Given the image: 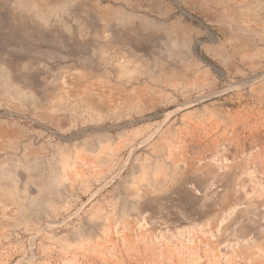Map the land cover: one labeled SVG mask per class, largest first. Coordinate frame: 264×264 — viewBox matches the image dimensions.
Wrapping results in <instances>:
<instances>
[{"label": "rangeland", "instance_id": "obj_1", "mask_svg": "<svg viewBox=\"0 0 264 264\" xmlns=\"http://www.w3.org/2000/svg\"><path fill=\"white\" fill-rule=\"evenodd\" d=\"M58 239L264 264V0H0V264Z\"/></svg>", "mask_w": 264, "mask_h": 264}, {"label": "crops", "instance_id": "obj_2", "mask_svg": "<svg viewBox=\"0 0 264 264\" xmlns=\"http://www.w3.org/2000/svg\"><path fill=\"white\" fill-rule=\"evenodd\" d=\"M168 131H175V133H187V131H190V129L185 127H170L165 132L164 135H168L170 132ZM165 147V144H159L157 145ZM189 187L190 184H187L186 182L183 184H176L174 186V189L172 190L171 194H181L177 187ZM144 185H141L143 187ZM177 190V191H176ZM204 190L202 187H198L197 184H195L194 188H191V190H188V194H203ZM141 194H144L141 192ZM195 228L192 230H195V233H192L190 238H185L182 234L185 235L186 232H190L191 230H188L189 226H182L179 230H177L176 227H172L170 229L171 238H163V239H155V240H139L138 244H136V248L139 250L136 252L137 257L143 259V253L142 248L143 247H163V254L165 255L164 258H167L166 253H168L169 257H174V262H187L188 254L191 253V250L193 248L201 247L202 241L199 240L200 233H198L196 227H200L199 224H193ZM191 229V228H190ZM178 232L179 237L174 233ZM187 234V233H186ZM187 236V235H186ZM147 243V244H146ZM92 253L97 258L92 260ZM158 253V252H157ZM195 255H198V252H194ZM150 256V252L147 254ZM106 256L105 249H103L101 246L99 248H96V250L90 249V246H88L85 242H80L77 240L72 239H58L53 242V244L50 246V249L47 252H44L42 254V259L44 260L41 262L42 264H97V262L101 259H104ZM112 257H116V259L124 258L122 255V251H119V248H114L112 251ZM136 258V256H133V258ZM134 258V259H135ZM11 259V255L7 253V264L9 263V260ZM123 260V259H122ZM134 261V260H133ZM136 261V260H135ZM140 262V260H138ZM92 262V263H90ZM100 262V261H99ZM120 262V261H118Z\"/></svg>", "mask_w": 264, "mask_h": 264}, {"label": "bare ground", "instance_id": "obj_3", "mask_svg": "<svg viewBox=\"0 0 264 264\" xmlns=\"http://www.w3.org/2000/svg\"><path fill=\"white\" fill-rule=\"evenodd\" d=\"M31 1V0H30ZM51 8V7H50ZM64 8V7H63ZM54 10V9H53ZM49 11V10H48ZM57 12V11H55ZM90 81V80H89ZM100 86V85H99ZM76 89V88H75ZM106 89V88H105ZM119 89V88H118ZM83 97V96H82ZM71 106V105H70ZM161 187V186H160ZM163 188V187H162ZM218 192V191H217ZM143 195V194H142ZM148 195V194H147ZM225 201V200H224ZM124 222V221H123ZM127 236V235H126ZM229 238V237H228Z\"/></svg>", "mask_w": 264, "mask_h": 264}]
</instances>
